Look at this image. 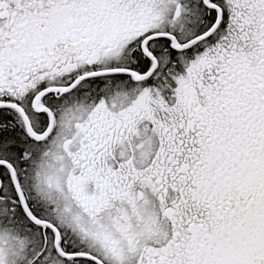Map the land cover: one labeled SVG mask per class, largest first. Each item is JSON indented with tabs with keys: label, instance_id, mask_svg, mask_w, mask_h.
Masks as SVG:
<instances>
[{
	"label": "snow or ice",
	"instance_id": "6c2138e0",
	"mask_svg": "<svg viewBox=\"0 0 264 264\" xmlns=\"http://www.w3.org/2000/svg\"><path fill=\"white\" fill-rule=\"evenodd\" d=\"M0 264H264V0H0Z\"/></svg>",
	"mask_w": 264,
	"mask_h": 264
}]
</instances>
